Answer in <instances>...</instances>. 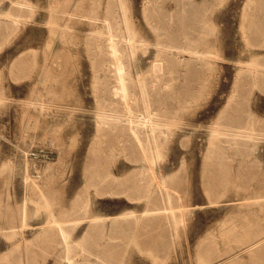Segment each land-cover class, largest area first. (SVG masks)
<instances>
[{
	"label": "rangeland",
	"instance_id": "374dc122",
	"mask_svg": "<svg viewBox=\"0 0 264 264\" xmlns=\"http://www.w3.org/2000/svg\"><path fill=\"white\" fill-rule=\"evenodd\" d=\"M24 1L31 4L17 10L21 21L0 37V264H55V260L60 261V256L64 254L59 250L65 249L59 246L57 225L51 222L65 220V226L72 234L71 239L78 242L88 228V219L117 213L125 228L128 221L132 220L129 210L135 209L140 213L147 208L148 201L142 198V194L134 191L125 190L126 194L107 195L85 181L84 171L90 161L89 151L98 133L97 114L111 103L109 95L104 94L106 87L103 85L106 73L102 69L107 67V57L97 54L99 42L89 38L93 33V26L89 23L90 19L84 8L90 4L98 5L99 8V0H80L77 10L66 13H62V10L73 8L76 0H70V6L65 5V0H59L60 26L56 31H53V23L49 21V7L53 5V0ZM102 2L105 4L106 0ZM145 2L146 0H125L124 18L129 19L139 36H144V44L136 47L133 63L139 65L135 67V75L140 67L141 73L148 77L158 50L156 40L154 44V20L157 19V14L146 15ZM245 2L246 0H217L211 15L207 17L218 22L220 36L223 37L222 45L212 49L218 70L209 72V77L205 75V71L197 68L194 74L199 76L198 82L188 86L185 82L192 67H188L184 61L179 64L172 59L169 64L166 63L164 76L175 85L168 94L169 115L174 112L173 107L182 106L183 110H179V116L171 120V142L164 148L166 151L162 150V155L166 156L164 164L168 165V172L177 169L181 158L186 157V170L180 177L187 178V182L180 184L176 192L182 197L181 201L175 200L176 205L185 204L186 210L178 216L177 223L173 226L162 221L158 229H152L154 226L148 224L147 228L144 227L142 238H138V244L135 229L132 228L133 243L127 244L126 235L130 234L127 232L129 230H119L112 221L95 219L98 230L95 228L96 232L92 231L90 240L79 245L82 249L75 246V243L71 249L74 250L73 253L78 251L79 255L76 256L84 264L104 261L103 264H213L217 258L225 256L223 250L231 244L234 246L230 250H245L246 244L238 246V243H233L232 238L226 237L234 233L245 235L252 232L250 228L253 229L255 225L247 230L240 231L238 228L232 232L230 228L233 225L235 227L243 221L257 220L263 223L264 228V205L257 200L264 195V171L242 175L232 169L217 174L203 167L211 129L218 122V112L233 89L236 78L234 75L238 68L236 60L240 56V49L244 47L240 25ZM103 11L102 7L100 12ZM96 20L97 18L93 21ZM26 47L30 48L29 56L11 66L12 59ZM58 52L59 79L39 76L40 71L44 74L42 65L46 55L52 60ZM46 83L49 86L52 84V91L55 94L58 91L59 96L49 95ZM190 95L196 96L195 102L192 101L189 105L176 102L177 98ZM248 106L253 109L261 107L259 118L264 121V86L254 88ZM44 122L46 125H43ZM262 129L264 133V127ZM256 143L258 153L255 154L262 157V162L258 161V164L264 166V134ZM96 146L98 149L101 147L99 144ZM128 151L102 148L97 154L103 158L105 169L109 167L119 175L138 165ZM215 178L231 181L229 184L212 183ZM245 178L248 181L246 183L236 181H243ZM217 185L220 186L219 190L208 191V187ZM241 192H244L243 196ZM74 197L77 198L76 202L72 201ZM86 197L89 200L84 202ZM83 205L79 211V206ZM49 217L53 220L48 219ZM23 220L26 221L25 224ZM133 222L135 226L136 221ZM50 223L57 230L50 233H58L55 234L54 243L51 242L47 250L36 245L34 248H37L35 250H38V254L30 258L27 241ZM109 239L120 244L118 249H114L119 251L112 254L111 262V256L102 254L107 249H100ZM225 239L228 241L226 247ZM153 240L157 244H153ZM19 245H22V250Z\"/></svg>",
	"mask_w": 264,
	"mask_h": 264
},
{
	"label": "bare ground",
	"instance_id": "6f19581e",
	"mask_svg": "<svg viewBox=\"0 0 264 264\" xmlns=\"http://www.w3.org/2000/svg\"><path fill=\"white\" fill-rule=\"evenodd\" d=\"M79 1L80 0H76L73 8H64L62 13L77 10L80 7ZM165 1H167V3H164ZM216 1L217 0H146L144 13L146 15L148 13L157 14V19L154 20L156 23L154 27L156 39H154V41L156 40L157 44H155L156 41L154 44L156 46L158 45L156 57L152 62L148 77H145L141 73L140 67H138V71L135 75V67L139 65H135L133 59L136 53V47L144 44V34L142 35L143 37L139 36L137 33L138 31L131 25L129 19L127 20L124 18L125 0H106L105 4H103L102 0H99V8L98 5L93 4L84 7L90 19L89 23L93 26V33L90 32L92 34L89 38L99 42V53L97 54L106 55L107 57V67L102 69L106 73L103 77V79H105L103 85L106 87L104 94L109 95L111 102L97 114L98 133L96 139L93 141V145L90 144L91 150L88 155L90 161L87 164L88 167L84 171L85 181L88 185H94L97 191H103V193L107 195H121L123 193L126 194V191H134L137 194H142V198L148 201L147 208L145 207L146 209L141 210L140 213L135 209L129 210V214L132 215V220L128 221L125 228L122 227L123 225L119 220L120 214H105L101 217L104 221H112V224H116L115 227L119 230H129L127 232L130 234L126 235V238H128L127 244L133 243V237L131 236L133 233L132 228L135 229V239L138 244L140 241L137 240L138 238H142L144 227L147 228L148 224L154 226L151 227L152 229H158L162 221L166 225L173 226L177 223L178 216L186 210L185 204H175V200L181 201L182 199V197L178 196V193H176L178 186L187 182V178L184 179L180 177L186 170V157L183 156L181 158L177 169L168 172V165L164 164L166 156L162 155V150L171 142L170 137L173 134L171 120L177 118L179 110H183L180 105H184V103L189 105L196 99V96L190 95L184 98H177L176 102L180 104V107H173L174 112L169 115L168 111H170V106L168 94L172 92L175 85L173 82L169 81L168 77L164 76V74L166 73V63L168 62L169 64L170 59L179 64L184 61L183 63L187 64L188 67H192L190 68L192 73L190 72L187 74V80L185 82L188 86H192L194 83L198 82L197 79L199 76L194 74L197 68L205 71V75L208 77L209 72H213L214 69L218 70L213 59V50L222 45L223 37L220 36L218 22L215 19H207L208 15H211ZM53 2V5L49 7L51 16V20L49 21H52L54 26L52 29L56 31L59 30L60 26V5L59 0H53ZM71 2L70 0H65V5L70 6ZM102 7L104 11L100 12ZM54 16L57 17L54 18ZM241 17L242 23L240 26L244 38V47L240 49V56L238 59H235L238 66L236 75H234L236 78L233 82V89H231V92L229 91L230 94L226 102L218 112L219 120L215 122V126L211 129L206 151L204 153L205 160L203 167L214 173L232 169L241 173L253 168H264L263 165L260 166V164H258V161L259 163L262 162V157L255 154L258 153L256 152L258 144L256 142L260 138L262 139L264 134L262 129L264 127V121L259 118V109L261 107H259V109H253L248 106L254 88H261L264 86V0H246ZM11 18L18 23L17 15L11 14ZM95 18H97L96 22L93 21ZM29 53L30 52H28V54ZM51 59L52 60H49L46 55L42 65L44 74L40 71L39 76H44L48 79L50 77H55L54 79L58 80L59 52ZM218 76L220 77V75ZM43 82H45V80ZM199 84L203 86V84ZM45 86L49 95L54 94L59 96L58 91L56 94L52 91V84L49 86L48 83H46ZM43 125H46V123L44 122ZM98 144L101 146L99 149L96 146ZM102 148L104 150H113L116 148L129 150L133 155L134 161L138 162V165L131 171L116 175L109 167L108 169L103 167L105 162L103 158L97 154V151ZM123 152L126 153L125 151ZM253 157L255 158L254 160L249 159ZM87 161L85 162L87 163ZM162 162L163 164H161ZM229 181L231 180L220 181L216 179L213 180L212 183L224 182L229 184ZM233 181L234 180H232L231 183H233ZM236 181L239 183L246 182L245 180ZM219 187L218 185L213 188L208 187V191H217ZM237 190H239V186ZM242 193L244 194V192H241V195ZM87 197L84 199V202L89 200V197ZM238 197L242 202L240 196ZM30 199L31 198H29V200ZM75 199L77 198L74 197L72 201L74 200L76 202ZM259 199L263 202L264 195L257 198L258 201ZM257 200L253 201L257 202ZM242 203H244V201ZM83 207L84 205L79 206L78 210L80 211ZM19 209L21 208L19 207ZM88 212L89 210L87 214ZM52 214L54 215V213ZM53 217L57 218L55 215ZM99 218L100 217H93L88 219V228L86 227L87 230L85 234L83 232L84 235L82 234L81 241L78 242L71 239L72 234L66 228V223H64L65 220H59V223H57L54 219L55 221L51 222L57 225L56 228L60 240L59 246L65 249L59 250L60 252H64V254H60L62 259L60 261L55 260V264H84V261L76 256V254L79 255L78 251L77 253H73L74 250L71 249L74 243L76 244L75 246H79L80 244L84 245V241L90 240V237L93 235L92 231L94 230L96 232V230H98V228H96L97 223L95 219ZM48 219H50V217ZM50 220L52 221L53 218ZM79 220H81V218ZM133 220L136 221L135 226H133ZM23 221L21 222L25 224L26 221ZM51 223L44 226L40 231H37L35 235L27 241L28 245L26 247L29 249L28 255L30 258L34 257V254H38V250H35L37 248H34L36 245H40L42 249L47 250L51 242L52 244L54 243L53 241L56 239L55 234L58 233H55V231V234L50 233L52 230H56V228L51 226ZM11 227L15 228L14 226ZM37 228L40 227L38 226ZM71 232L73 233V231ZM153 241V244H157L155 240ZM19 246L16 248L19 249ZM85 246H83V248ZM119 247V243L109 239L106 244L100 248L107 250H100V252L102 251L103 255L111 256V258H109L111 262L112 254H116L119 251L114 249H118ZM13 250H15V246ZM80 251L82 250H79V252ZM14 256L12 258H14ZM22 256L24 255H21V257ZM103 263H105V261L98 264Z\"/></svg>",
	"mask_w": 264,
	"mask_h": 264
},
{
	"label": "crops",
	"instance_id": "0c3cea01",
	"mask_svg": "<svg viewBox=\"0 0 264 264\" xmlns=\"http://www.w3.org/2000/svg\"><path fill=\"white\" fill-rule=\"evenodd\" d=\"M30 4H31L30 2L24 1V0H2L0 2V37H2L3 35H6V33L10 30L11 27L18 25L19 22L21 21V19L18 16L17 10L21 8L22 6L30 5ZM11 14L18 16V23L12 20ZM29 51H30L29 47L21 49L19 53L12 59L11 66H13L15 62L20 61L21 59H23L24 61L26 59V56L27 57L29 56L28 54ZM263 171H264V168L259 167V168L249 169V170H246L245 172H241L238 174L248 175V173H252V172L263 173ZM216 179L218 178H215V180ZM244 180L246 181L247 178H245ZM222 183H216V184H222ZM259 202H261V199H259ZM261 204L264 205V201L261 202ZM256 223H259V224H256ZM253 225H255L254 228L253 229L250 228L251 226L253 227ZM238 228L240 229V231H242V229L247 230L250 228L252 232H248L245 235L243 234L237 235L234 233L235 235L231 234V235H228L226 238H232V240H234L233 243H238V246L246 244L244 245L245 250H230V247L234 246V244H231L230 246H228L227 248L223 250L226 253L225 256L221 258H217V260H215L213 264H264V235L261 236V233L264 231L263 223H260L257 220L243 221L241 223H238V226L234 227L233 225V227L230 228V231L234 232ZM224 244H225V247L228 244V241L226 239L224 240ZM201 248H203V246H201ZM228 250L230 251L228 252ZM221 252L222 251H220V253ZM210 255L212 254L210 253Z\"/></svg>",
	"mask_w": 264,
	"mask_h": 264
}]
</instances>
